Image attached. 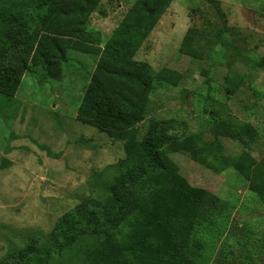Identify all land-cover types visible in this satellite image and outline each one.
I'll return each mask as SVG.
<instances>
[{
    "label": "rangeland",
    "instance_id": "374dc122",
    "mask_svg": "<svg viewBox=\"0 0 264 264\" xmlns=\"http://www.w3.org/2000/svg\"><path fill=\"white\" fill-rule=\"evenodd\" d=\"M152 3L100 0L86 22L90 39L73 37L94 52L69 48L59 76L32 67L16 91L0 93V264L14 261L74 207L103 195V185L117 172L109 165L134 160L126 155V140L80 118L91 77L110 44L117 57L120 40L142 39L133 59L148 70L176 74L177 81L156 83L148 95L140 141L155 123L180 138L200 133L211 140L215 120L229 119L242 136L223 137L224 153L233 160L246 151L256 161L264 157V0ZM169 157L199 193L171 186L158 197L161 202H153L154 217L146 215V223L156 222L162 203L181 207L189 197L199 198L209 204L208 220L226 226L216 242L208 226L200 227L205 252L199 264H264V197L250 189V181L234 163H213L209 153ZM154 229L169 232L160 224ZM181 241L176 234L175 242Z\"/></svg>",
    "mask_w": 264,
    "mask_h": 264
},
{
    "label": "trees",
    "instance_id": "16d2710c",
    "mask_svg": "<svg viewBox=\"0 0 264 264\" xmlns=\"http://www.w3.org/2000/svg\"><path fill=\"white\" fill-rule=\"evenodd\" d=\"M164 1L148 0L152 5ZM99 2L0 0V93L11 95L16 91L32 67L59 76L69 48L94 52L91 44L77 42L73 37L90 39L86 22ZM141 40H133L135 45L130 40H120L118 51L122 54L117 57L115 45L108 46L96 65L80 109L84 122L126 140V155L134 160L129 165H109V170L116 168L117 172L113 181L103 185V195L61 216L49 234L37 238L14 255V261L4 264H129L133 258L137 264H199L205 252L200 227L210 228L213 242L226 229L224 224L208 220L209 204L191 197L181 207L162 203L156 222L146 223V215L153 214V202L164 198L171 186L183 194L199 193L180 175L177 164L169 157L173 152L197 158L209 153L213 155L212 162L222 167L234 163L250 181V189L264 197V157L256 161L246 151L233 160L224 153L223 137L237 140L242 136L229 119L215 120L210 127L211 140H205L200 133L180 138L158 123L150 127L144 140H139L138 123L145 117L148 95L155 84L177 81L173 70L151 71L146 63L133 59ZM111 57L112 63L108 62ZM259 63L264 66V57ZM246 129L249 137H255L252 125H246ZM159 224L169 232L155 230ZM176 234L182 239L180 243L175 242ZM111 236L115 237L114 243L110 242Z\"/></svg>",
    "mask_w": 264,
    "mask_h": 264
}]
</instances>
